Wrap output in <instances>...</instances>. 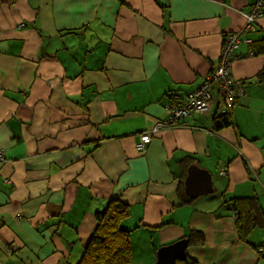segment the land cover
Instances as JSON below:
<instances>
[{
	"label": "crops",
	"instance_id": "crops-1",
	"mask_svg": "<svg viewBox=\"0 0 264 264\" xmlns=\"http://www.w3.org/2000/svg\"><path fill=\"white\" fill-rule=\"evenodd\" d=\"M257 1L0 0V264H78L111 198L130 209L120 227L131 264H153L154 249L190 230L205 235L185 251L197 264H264L252 247L264 232L242 243L221 207L255 196L264 210V55L251 48L264 39V12L231 64L243 94L227 107L212 88L207 112L136 146L165 118L168 94L214 71L223 37ZM226 113L232 127L213 131ZM186 156L213 190L181 204Z\"/></svg>",
	"mask_w": 264,
	"mask_h": 264
},
{
	"label": "trees",
	"instance_id": "trees-1",
	"mask_svg": "<svg viewBox=\"0 0 264 264\" xmlns=\"http://www.w3.org/2000/svg\"><path fill=\"white\" fill-rule=\"evenodd\" d=\"M251 48L257 55H264V39L259 42H253ZM257 78L259 81H264V69L257 74ZM232 125L229 113L219 116L215 115L212 119L211 129L220 131L232 127ZM193 162L194 159L190 156H186L178 162L179 182L176 193L181 204H190L194 200V198L187 197L184 192V180L187 176L188 168ZM220 197L223 198V195L221 194ZM221 207H226L231 212L237 237L242 243H248L247 240L253 231H264V210L257 197L232 198L226 201L223 199ZM129 214V206L120 198L109 199L104 209L95 213V229L84 246L78 264H131L133 254L130 232L120 227L121 222ZM181 240H185L186 249L202 247L205 244V235L200 230H190L177 241ZM252 247L260 258L264 259V243ZM157 251L158 249L153 250L155 258ZM176 264H197V262L185 252L184 259L177 260Z\"/></svg>",
	"mask_w": 264,
	"mask_h": 264
},
{
	"label": "built area",
	"instance_id": "built-area-1",
	"mask_svg": "<svg viewBox=\"0 0 264 264\" xmlns=\"http://www.w3.org/2000/svg\"><path fill=\"white\" fill-rule=\"evenodd\" d=\"M264 10V0H258L248 12L241 13L244 18V26L240 31L227 33L223 37L221 53L214 71L197 88L179 96L177 93L168 94V100L163 106L165 118L157 120L139 137L136 144L139 150L148 145L153 136L175 127L181 126L186 118L203 114L209 110L212 88L216 89L225 106L229 107L237 96L243 94L242 83L234 80L231 76V64L243 58L244 55L235 54L241 44H250L251 39L246 35L256 31L257 19ZM24 24H19L23 28ZM4 159L0 151V160ZM225 168L220 170L224 175ZM19 219L20 216L17 215Z\"/></svg>",
	"mask_w": 264,
	"mask_h": 264
},
{
	"label": "water",
	"instance_id": "water-1",
	"mask_svg": "<svg viewBox=\"0 0 264 264\" xmlns=\"http://www.w3.org/2000/svg\"><path fill=\"white\" fill-rule=\"evenodd\" d=\"M184 187L185 193L191 198L209 194L213 190L211 175L204 169L191 166L188 168ZM185 250V240L163 246L158 249L156 261L153 264H176L177 260L184 259Z\"/></svg>",
	"mask_w": 264,
	"mask_h": 264
},
{
	"label": "rangeland",
	"instance_id": "rangeland-1",
	"mask_svg": "<svg viewBox=\"0 0 264 264\" xmlns=\"http://www.w3.org/2000/svg\"><path fill=\"white\" fill-rule=\"evenodd\" d=\"M219 173V172H218ZM258 232H260L259 230H257ZM261 231H263V230H261ZM264 232V231H263Z\"/></svg>",
	"mask_w": 264,
	"mask_h": 264
}]
</instances>
